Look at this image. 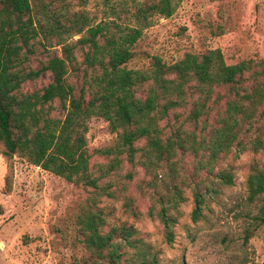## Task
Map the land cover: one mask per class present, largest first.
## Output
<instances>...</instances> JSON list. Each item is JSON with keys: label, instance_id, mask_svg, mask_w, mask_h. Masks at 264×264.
I'll list each match as a JSON object with an SVG mask.
<instances>
[{"label": "trees", "instance_id": "obj_1", "mask_svg": "<svg viewBox=\"0 0 264 264\" xmlns=\"http://www.w3.org/2000/svg\"><path fill=\"white\" fill-rule=\"evenodd\" d=\"M175 3L133 0L108 6L94 22L72 0H0V154L79 188L68 221L85 255L72 264H158V251L132 224L108 222L112 207L103 201L118 199L125 218L156 219L169 244L185 189L194 221L233 184L224 159L264 150L263 58L225 63L214 48L126 67L142 30L169 17ZM78 71L82 82L73 84ZM45 73L49 80L32 86ZM92 111L114 134L110 144L90 148L76 131ZM245 192L264 225V165L250 164Z\"/></svg>", "mask_w": 264, "mask_h": 264}, {"label": "rangeland", "instance_id": "obj_2", "mask_svg": "<svg viewBox=\"0 0 264 264\" xmlns=\"http://www.w3.org/2000/svg\"><path fill=\"white\" fill-rule=\"evenodd\" d=\"M133 0H72L74 9H84L94 22L107 13L108 6L130 7ZM169 17L156 16L132 45L133 57L127 68H144L150 55L164 62L178 60L184 52L217 48L225 63L244 58L264 59V0H175ZM77 36H73L76 38ZM77 60L80 59L75 52ZM79 70L83 68L79 65ZM49 80L42 74L32 84L39 87ZM73 84L82 82L81 71L71 72ZM27 87V84L24 85ZM76 131L83 133L87 146L110 144L114 134L106 121L92 111ZM262 140L264 142V127ZM96 161H101L99 157ZM264 165V150L245 151L224 163L232 165L233 184L220 189L215 198L191 220V196L185 201L173 226V240L166 244L156 219L142 214L125 218L120 201L110 204L108 222L126 220L155 250L158 264H262L264 225L253 219L256 207L245 201V178L250 164ZM81 196L79 188L38 166L13 155L0 154V264H72L85 252L71 240L68 215ZM146 203L139 201L144 212Z\"/></svg>", "mask_w": 264, "mask_h": 264}]
</instances>
